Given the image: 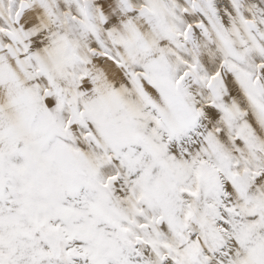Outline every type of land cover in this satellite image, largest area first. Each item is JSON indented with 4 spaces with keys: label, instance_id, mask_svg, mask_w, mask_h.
<instances>
[{
    "label": "snow or ice",
    "instance_id": "obj_1",
    "mask_svg": "<svg viewBox=\"0 0 264 264\" xmlns=\"http://www.w3.org/2000/svg\"><path fill=\"white\" fill-rule=\"evenodd\" d=\"M0 264H264V0H0Z\"/></svg>",
    "mask_w": 264,
    "mask_h": 264
}]
</instances>
